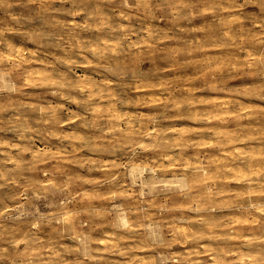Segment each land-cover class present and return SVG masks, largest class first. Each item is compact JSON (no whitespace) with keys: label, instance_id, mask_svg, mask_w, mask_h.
I'll return each instance as SVG.
<instances>
[{"label":"rangeland","instance_id":"1","mask_svg":"<svg viewBox=\"0 0 264 264\" xmlns=\"http://www.w3.org/2000/svg\"><path fill=\"white\" fill-rule=\"evenodd\" d=\"M212 2L4 0L0 264H264V32Z\"/></svg>","mask_w":264,"mask_h":264},{"label":"clouds","instance_id":"2","mask_svg":"<svg viewBox=\"0 0 264 264\" xmlns=\"http://www.w3.org/2000/svg\"><path fill=\"white\" fill-rule=\"evenodd\" d=\"M32 0H29L31 3ZM60 3L68 2V0H59ZM71 2L77 6H80L85 11L91 10L92 15H96L99 12L98 5L106 2H111V0H71ZM123 6L127 9H136L137 12L140 10H147L143 17L137 19L136 23L142 26L143 23L148 19V15L153 9L158 10L161 14L160 18L169 19L168 13L172 12L173 20H191L193 18V13L195 15H201L199 11L196 10L198 4H205L207 0H190V2L185 3V0H121ZM4 0H0V5H3ZM252 3V0H213L212 6L218 14L229 13L235 15V20L233 21L238 27L235 29V35L239 38L240 36H245L246 38L251 36V33L259 28L261 32H264V7H261L260 12H249L246 9ZM264 3V0H262ZM123 15V13H122ZM128 18V17H126ZM39 19V15H33L31 12L28 15L23 13L14 14L10 10L4 18H0V48H11L12 45L9 43L6 33H11L18 31V27H23L26 24H30L31 21ZM15 22V23H13ZM251 25V27H246ZM173 28L176 29L175 34L180 35L184 31L179 24H173ZM140 27L137 28V31ZM76 47V45H73ZM88 49L85 48L84 51ZM95 54V53H94ZM251 56V54H249ZM0 62H2V57H0ZM68 63L75 64V60L68 61ZM259 64L261 65V73L264 74V55L259 58ZM151 69H149V72ZM138 75L137 72H133V78ZM6 249H0V253L6 252ZM5 256L0 254V259H4Z\"/></svg>","mask_w":264,"mask_h":264},{"label":"bare ground","instance_id":"3","mask_svg":"<svg viewBox=\"0 0 264 264\" xmlns=\"http://www.w3.org/2000/svg\"><path fill=\"white\" fill-rule=\"evenodd\" d=\"M20 50V49H19ZM22 51V50H21ZM29 57V56H28ZM27 57V58H28ZM44 61V60H43ZM58 61V60H57ZM44 71V70H43ZM28 72V71H27ZM31 72V71H30ZM29 73V72H28ZM37 76V75H36ZM56 78V77H55ZM65 78V77H64ZM29 79V78H28ZM83 83V82H82ZM86 84V83H85ZM89 84V83H88ZM14 85V84H13ZM83 86V85H82ZM88 88V87H87ZM90 88V87H89ZM79 89V88H78ZM83 92V91H82ZM88 92V91H87ZM9 93H10V91H9ZM238 99V98H237ZM242 103V102H241ZM1 104H3V103H1ZM7 107V106H6ZM50 112V111H49ZM254 115V114H253ZM239 116V115H238ZM237 118H239V117H237ZM240 120V119H239ZM204 172V171H203ZM257 179V178H256ZM186 180V179H185ZM254 206V205H253ZM72 210V209H71ZM125 214V213H124ZM121 215V214H120ZM126 216V215H125ZM125 216H123L122 217V220H123V222L124 223H126V219H125ZM189 216V215H188ZM121 217V216H120ZM183 217V216H182ZM65 218V217H64ZM127 218V217H126ZM237 220V219H236ZM122 223V222H121ZM241 236V235H240ZM249 244V243H248Z\"/></svg>","mask_w":264,"mask_h":264}]
</instances>
